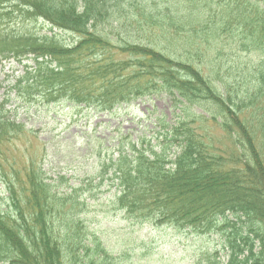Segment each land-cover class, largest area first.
Instances as JSON below:
<instances>
[{
	"label": "trees",
	"instance_id": "16d2710c",
	"mask_svg": "<svg viewBox=\"0 0 264 264\" xmlns=\"http://www.w3.org/2000/svg\"><path fill=\"white\" fill-rule=\"evenodd\" d=\"M1 60L23 70L0 100V264H118L82 217L106 180L132 224L217 235L224 264H264V0H0ZM154 96L173 118L121 144L87 197L51 180L17 122L41 103L114 117Z\"/></svg>",
	"mask_w": 264,
	"mask_h": 264
},
{
	"label": "rangeland",
	"instance_id": "374dc122",
	"mask_svg": "<svg viewBox=\"0 0 264 264\" xmlns=\"http://www.w3.org/2000/svg\"><path fill=\"white\" fill-rule=\"evenodd\" d=\"M23 24L19 21L12 23L14 31L37 37L51 34L40 22ZM251 60L258 61L255 58ZM22 70L23 67L17 63L0 64V85H3L0 100ZM157 116H163L167 121L173 118L171 104L164 96L135 101L114 117L90 115L86 111L80 114L67 104L49 106L41 103L30 114L21 109L17 122L37 133L39 143L46 151L44 169L51 180L61 184L60 177H65L70 186L83 189L87 197L97 187L101 164H107L110 158L115 157L118 148L129 152L121 144L141 137L150 139L158 133L154 129ZM30 141L36 144L29 137L18 142L22 152L28 147L22 143ZM155 143L153 141L152 144ZM111 183L106 180L99 184L101 189H96V199L86 200L88 205L82 217L90 231L96 233L105 247L120 258L118 264H203L202 254L206 251L218 252L223 264L227 261L220 236L193 237L132 224L110 206V199L116 191ZM0 196H3L2 190Z\"/></svg>",
	"mask_w": 264,
	"mask_h": 264
}]
</instances>
